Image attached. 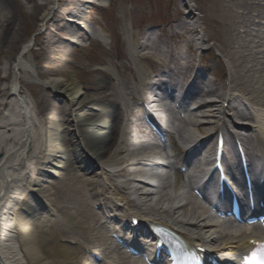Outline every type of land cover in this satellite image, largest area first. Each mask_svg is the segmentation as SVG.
Here are the masks:
<instances>
[{"label":"bare ground","instance_id":"bare-ground-1","mask_svg":"<svg viewBox=\"0 0 264 264\" xmlns=\"http://www.w3.org/2000/svg\"><path fill=\"white\" fill-rule=\"evenodd\" d=\"M248 2L250 0H229L226 9L240 8L247 11L246 15H239L233 11L230 14L226 9H222L225 8L223 4L221 7L218 6L219 0H208L210 9L204 12L206 24L224 27L234 18L238 21L245 18L243 23L252 22L254 27H261L260 24H255V21L264 20L263 14L259 11L264 0ZM80 3L83 5L85 2L80 1ZM1 7L10 11V2L2 0ZM175 12L179 17L175 20L178 24L177 29L183 34H191L196 37V41L204 43L199 31L201 23L196 20L191 9L185 15L178 7ZM251 12L255 14L254 17L250 15ZM66 13L74 19L69 23L75 24V21H80L79 23L85 24L82 21L83 10L78 8L76 11ZM11 28L13 27L9 25L5 27L2 40ZM105 29L110 31V27ZM178 35V32L173 31L171 38ZM129 37L127 47L136 71V77L133 79L135 87L130 86L129 83L116 81L107 71L96 73L99 75V83L94 85L96 88L84 87L95 96L83 95L82 90L67 79L53 81L50 86L55 96L63 99L68 107L67 123L70 130L62 129L59 122L48 117L50 103L41 100L35 105L36 113L41 117L45 128V139L55 141L51 147L41 149L37 154L33 152L36 135L28 119L27 103L20 102L25 115L23 125L20 124L18 127L16 124L4 121L5 118L0 121V186L11 180V184L8 185V199L0 204V261L7 264H99L91 261L85 251L87 248L97 253L108 252V247L100 240H93L92 232L97 225V219L96 214L90 210V204H96L103 209L113 201L125 204L128 212L139 215L143 221L163 224L164 220H173L185 228H191L197 233L200 242L206 245H211L217 238L216 225L207 212L192 200L193 185L189 176L195 166L193 168L187 166L193 163V159L183 158L184 153L190 150L192 139L186 138L184 132H178L176 137L179 146L163 145L165 150L167 149L166 158L164 162L153 165V161L148 159L151 158L149 156L157 155L152 149L156 142L148 137L135 138L133 131L140 127L130 125V115L136 94L144 101L150 100L157 107H163L160 114L164 118L171 115V111L162 104L166 100L162 90L165 85L162 75L165 73L152 67L155 63L152 56H141L137 53L138 51L143 53L148 48L159 52V47L150 35L142 32L141 29L135 34H130ZM169 58L176 61L173 55ZM17 65L18 71L28 70L21 61ZM115 70L123 79L125 73H130L129 68L122 65ZM185 70L186 68H181L178 74L183 75ZM166 73L169 75L168 80L175 75L173 70H166ZM202 74V71L198 70L196 79L200 81H194L190 87L195 91L199 90L203 94L211 95L212 102L203 108L211 110V119L215 124L222 119L233 123L226 113L228 107L237 114L248 115L244 98L217 92L213 83L203 82ZM0 81L5 82V79ZM232 82L234 83L233 80ZM11 89L17 91L14 84ZM103 90L109 91L110 95L102 94ZM18 95L22 96L23 92L19 90ZM12 97H14L12 93L0 88V109L9 111V101ZM253 117L252 125L257 130V135H253L255 138L253 141L258 143L260 137L264 136V121H259V117L255 115ZM261 117H264V114H261ZM198 119L204 121L202 118ZM206 124L207 122H202L197 127V131L202 134L207 127ZM237 128L243 133H248L243 127ZM251 136L252 134L249 133L250 138ZM232 159L228 155L225 162L226 165L228 164L231 180L234 178L238 180V177L242 178L241 168L239 162H234ZM34 160H39L41 167L36 174L29 168ZM183 165L188 167L185 173L179 170ZM71 168L72 171L76 168V171L80 172L76 179L84 183L87 195L84 187H79L76 191L66 188L64 193L69 196H64L60 202L50 203L53 194L43 188V183L48 181L49 174L67 180L70 177L66 175L63 177L59 170L66 169L67 173H70L68 170ZM32 174L36 177L32 178ZM248 174L255 176L250 168ZM54 190L57 191L58 188L54 186ZM36 195H43L48 202L47 208H43V203L40 201H35L34 205L30 203L29 199L37 198ZM42 218L44 225L39 227L38 219L42 220ZM62 223L67 225L64 229L61 228ZM117 226L123 227L125 231L131 229L125 218L119 221ZM108 233L110 236L117 235L126 247L135 246L134 241L129 239L131 235L127 236L123 230L114 229ZM108 245H113L114 249L118 248V243L112 239ZM137 250L148 260L153 256L151 248L140 247ZM106 258L109 260V257ZM137 259L132 260L137 261ZM222 262L220 264H225V261Z\"/></svg>","mask_w":264,"mask_h":264},{"label":"rangeland","instance_id":"rangeland-1","mask_svg":"<svg viewBox=\"0 0 264 264\" xmlns=\"http://www.w3.org/2000/svg\"><path fill=\"white\" fill-rule=\"evenodd\" d=\"M1 1L0 78L8 75V82L0 81V88L8 90L13 83L15 87L20 88L23 97L31 105L39 126L35 153L55 144L53 139H45L42 119L35 110V105L39 101L50 103L47 111L48 117L59 122L62 129L70 130L67 123L68 107L63 99L55 96L50 86L51 83L55 80L67 79L77 85L83 95L95 96L87 88L88 86L96 88L94 85L99 83V75L96 73L107 71L116 81L129 83L130 86L135 87L133 79L136 77V71L127 47L129 35L141 29L142 32L148 33L150 38L161 37L162 41L174 50V53H177L180 47L181 51L186 50V43L182 39L170 40L171 30L180 32L177 30L178 24L175 21L176 18L179 19L175 12L176 7L181 8L184 14H187V10L182 7L184 3L187 4V8H191L196 20L198 19L201 23V35L207 44L206 47L210 48L203 54L202 68L206 65L203 79L213 83L217 92H220L217 82L219 75L226 80L231 79L234 81L233 85L237 94L239 92L243 98L264 107V27L259 30L253 27L245 29L235 18L224 27L211 23L206 24L204 12L210 9L208 0H6L10 2V11L2 9ZM80 1L85 3L81 5ZM224 1L219 0V5H217L227 6ZM251 1L254 0L248 3ZM78 8L83 10L84 20L82 21L85 24L79 23L80 21H75V24L69 23L74 19L70 18L66 12L76 11ZM228 9L226 11L230 14L231 11L242 12ZM259 11L264 16V3ZM43 19H46L45 23H42ZM246 23L250 24V22ZM8 25L13 28L2 40V32ZM105 27H110V31H107ZM99 35L102 36L101 41L98 39ZM184 39L192 41L188 51V55L191 56L196 48V38L191 34H185ZM69 41H74V44ZM27 45L30 49L25 51ZM151 49L137 53L141 56H152L155 60L159 55ZM19 60L28 67V70L18 71L17 62ZM120 65L129 68L130 73H125V79L120 77L118 71L115 70ZM149 65L152 66V64ZM152 67L158 69L157 64H153ZM109 82L113 84L110 80ZM101 93L110 95L109 91L105 90ZM135 97L139 98L137 94ZM14 101L12 97L9 101V109H13ZM0 112L4 110L1 108ZM29 168L33 171L32 173L36 174L41 168L39 160L32 161ZM72 170L73 168L68 170L70 173H67L66 169L59 170L63 177L65 175L70 177L68 182V179L64 181L60 178L61 176L49 174L48 181L43 183V188L53 194L50 203L60 202L64 196H69L64 193L66 188L72 191H76L79 187L83 188V182L76 179L80 173L76 171V168ZM35 174L31 175L32 178ZM54 186L58 188L57 191L54 190ZM29 200L33 205L38 200H41L45 206L48 205L43 195H37V198L31 197ZM65 206L69 205L65 204ZM38 220L39 227L43 226L41 219ZM65 226L67 225L61 224V228L64 229ZM95 235L98 236L97 232H92V237ZM100 235L103 240L104 235L102 233ZM103 242L107 247L105 240ZM108 247L106 254H112L111 257L116 261L124 257L116 251L111 252V246Z\"/></svg>","mask_w":264,"mask_h":264}]
</instances>
